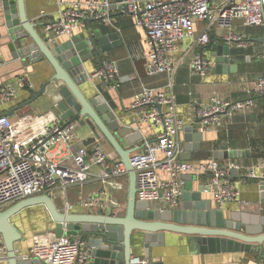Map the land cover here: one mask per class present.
<instances>
[{"label": "built area", "instance_id": "1", "mask_svg": "<svg viewBox=\"0 0 264 264\" xmlns=\"http://www.w3.org/2000/svg\"><path fill=\"white\" fill-rule=\"evenodd\" d=\"M56 3L55 15L44 23L43 39L48 45L55 44L60 37H71L75 28L86 19L96 20L120 32L111 19L113 3L110 0H56ZM114 4L124 5L134 24L144 32L146 49L133 46L130 57L144 60L146 76L164 74L168 77L164 86L142 85L132 96L131 109L136 122L156 128L155 141L148 142L144 137L140 149L129 156L135 171L137 198L148 201L154 208H174L185 186L183 176L205 174L207 181L200 184V191L221 209L225 203L237 199L238 189L230 174L232 169L239 171L242 167L235 160L222 165L215 158H185L181 135L186 124L177 110L173 92L175 64L172 54L178 43L185 39H191L196 46L206 47L212 25L226 29L225 39L229 44L247 47L248 42L232 31L233 22L240 20L245 28L262 26L264 0H120ZM206 20L207 27L196 31L195 25ZM261 59L264 62V49ZM190 66L193 74L202 76L214 64L198 53L193 56ZM106 74L112 80L117 77L115 61H103L93 71L92 78L106 81ZM32 87L27 74L0 84V210L28 197L42 194L51 197L49 193L55 191L61 192L63 206L60 210L64 213L75 208L92 215L110 214L118 209L120 202L108 186L81 197L75 204L63 196L72 186L106 183L127 176L122 161L110 157L101 139L78 146L76 123L61 122L41 113H23L15 119L3 113L4 102L14 98L18 91ZM251 89L264 97V77L255 79ZM252 104L251 98L231 101L212 94L207 103L194 105L199 120L195 129L202 134L221 131L228 118ZM137 129L140 131L139 127ZM239 178L244 181L247 178L264 180V168L258 173L257 167H248ZM22 256L37 257L47 264H89L90 260L84 244L77 240L71 242L67 236L34 243ZM6 258L0 237V263ZM131 258L133 264H147L145 259Z\"/></svg>", "mask_w": 264, "mask_h": 264}, {"label": "water", "instance_id": "2", "mask_svg": "<svg viewBox=\"0 0 264 264\" xmlns=\"http://www.w3.org/2000/svg\"><path fill=\"white\" fill-rule=\"evenodd\" d=\"M34 2L29 1L30 4ZM25 5L26 0H0V25L4 29L0 31V46L7 47L10 60L19 62L20 68L45 60L51 73L38 89L33 86L26 90L28 97L4 114L12 117L29 113L24 109L35 101L43 100L46 107L39 113L61 122L76 123L79 128L90 131L85 145L101 138L108 143L126 168L128 186L123 207L120 203L118 209L110 214L92 215L75 208L64 213L48 194L28 197L0 210V237L7 255L5 264H47L37 257L18 255L15 248V243L21 241L24 235L14 223V217L34 207L40 208L39 216L48 223L46 228L34 231H53L57 238L67 236L71 242H82L89 255V264H133L132 256L140 258L135 255L137 251L143 252L147 264H162L159 258L153 257V250L164 247L167 237L172 234H178L195 253L256 251L258 258L264 260V218L256 219L254 216L247 222L245 216L237 218L232 215L226 219L221 209L212 207L210 199H202L200 188H193L192 174L183 176L185 186L174 208H154L148 201L137 198L135 171L129 156L140 149L130 146L142 135L130 126L131 122L121 120L95 84L93 72L87 69V62L91 61L94 71L97 70L99 66L95 60L102 65V54L122 44L119 33L102 32L98 21L86 19L85 33L48 45L36 30L37 24L27 16ZM110 8L130 14L124 5L113 3ZM92 22L97 23L96 29L90 28ZM261 27L262 35L251 41L257 43L262 52L264 10ZM238 54L237 48L223 39L206 57L214 64V73L227 74L237 71L234 61ZM22 70L24 73L27 69ZM112 83L113 80L106 74L104 85ZM202 139L203 134L192 125L185 126L183 142L186 151L198 150ZM249 154L248 149H218L213 152V157L237 159ZM240 176L237 169L231 170V178ZM259 186L258 210H261L264 180H259Z\"/></svg>", "mask_w": 264, "mask_h": 264}, {"label": "crops", "instance_id": "3", "mask_svg": "<svg viewBox=\"0 0 264 264\" xmlns=\"http://www.w3.org/2000/svg\"><path fill=\"white\" fill-rule=\"evenodd\" d=\"M28 1V2H27ZM26 0V14L35 22L36 30L43 37L44 23L49 20L57 11L56 0H35L33 4ZM120 0H110L111 3L119 2ZM111 19L115 25L120 29L119 36L122 44L115 48H111L102 54L104 61H115L118 66V75L114 78L113 83L107 86L104 85L105 81L94 80L95 84L102 91L107 103L117 113L121 120L125 123H130L134 130L140 128L142 138L130 147L140 148L143 144L145 137L148 142H154L156 139V128L147 125L146 123L138 124L133 110L131 109L132 96L137 92L142 85L152 87H162L167 81L168 77L164 74L155 77H148L145 73V63L143 59L134 60L130 56L133 46H141L144 50V32L141 28L134 24L132 15L122 13L120 9H110ZM102 32L114 31L112 28L104 26L99 23ZM208 25V20L198 22L195 25L196 31H202ZM97 23L90 24L91 29H96ZM3 28L0 31L3 32ZM86 27L82 23L78 25L71 37L85 33ZM232 31L241 35L244 40L248 42L247 47H239L235 43H230L231 46L237 48L238 55L235 59L237 71L227 74H216L213 72V67L202 76H197L192 73L191 60L194 55L202 54L207 56L209 51H213L215 45L225 39L226 29L212 25L209 31L210 42L206 47H199L192 44L191 39H185L178 43L175 53L172 54V62L175 64V74L173 77V92L175 94L177 110L180 117L186 125H192L196 128L198 118L195 113L194 105L196 103H207L212 94H215L227 100H243L251 98L253 104L243 112H236L231 118H228L224 123L221 131H208L203 134V139L200 142L198 150H190L184 152L185 158L189 160H204L214 158L213 152L218 149H248L249 156L239 157L236 162L242 167L239 174L243 175L248 167H257L259 173L264 168V158H251L252 143L260 141L264 138V100L258 96L251 89L252 82L259 78L264 77V62L262 61V52L258 48V44L251 41L252 38L260 37L262 35V27H249L241 26L240 20L233 22ZM6 37V36H5ZM2 37V40H5ZM71 37H60L57 39L58 43H62ZM11 54L6 46H0V84L10 82L21 74H27L34 88L38 89L43 81L51 73V69L45 60L38 61L34 64L21 67V64L15 60H10ZM96 59V56H94ZM100 67V63L95 60ZM22 69H27L22 73ZM87 69L91 73L94 67L91 61L87 62ZM58 83V82H57ZM116 83L119 86L116 87ZM60 84V83H58ZM61 85V84H60ZM28 92L25 89L18 91L17 95L9 101L2 104L3 113L9 109L17 106L28 97ZM52 94L51 91L48 92ZM57 100V98H55ZM43 103V104H42ZM46 105L43 100L33 102L28 108L30 112L36 113L44 111ZM39 109V110H37ZM15 119V115L12 116ZM16 123V121H14ZM137 125V127H136ZM76 126V135L78 140L76 145H85L84 141L91 135L87 128H80ZM184 131L181 135L182 144ZM81 137V139L79 138ZM102 144L112 159L120 160L118 155L112 150L108 143L101 138ZM215 145H220L216 148ZM254 150V149H253ZM223 165L228 160L234 159H218ZM98 168V167H97ZM206 175H193L192 184L194 189L200 188V184L207 181ZM127 178V176H126ZM115 183L116 192L114 197L120 200L122 207L124 205L125 197V184L124 177L117 179ZM235 186L238 189V197L234 201L225 203L221 210L226 219L232 215L237 218L242 216L246 217L249 222L251 217L256 219L264 218V203L260 202L261 210H258L260 200V186L259 179H245L232 178ZM98 183H88L82 186H72L63 195L68 202L77 203L81 197L94 193L98 190ZM60 205H55L62 209V195H60ZM202 199H210L209 196L202 194ZM212 207H215L214 202L210 199ZM121 207V208H122ZM3 210V209H2ZM79 210V209H77ZM82 212L81 210H79ZM40 208L34 207L28 210H23L21 213L14 217V223L23 232V239L15 243L16 252L18 255L27 253L29 247L42 240L55 237L53 231L35 232L34 229H44L48 224L46 219L38 217L40 215ZM249 227V226H247ZM45 234V235H44ZM33 235V238L31 236ZM48 237V238H47ZM56 238V237H55ZM143 253V252H142ZM141 251H137L135 255H139L141 259H146ZM153 257L159 258L162 264H264L257 256V252H215L200 254L192 251L191 247L182 241L178 234H172L167 237L166 245L164 247L155 248L153 250ZM5 264V262L0 263Z\"/></svg>", "mask_w": 264, "mask_h": 264}, {"label": "rangeland", "instance_id": "4", "mask_svg": "<svg viewBox=\"0 0 264 264\" xmlns=\"http://www.w3.org/2000/svg\"><path fill=\"white\" fill-rule=\"evenodd\" d=\"M77 131L80 133V135L82 134V132H80V128L77 129ZM81 139V137H79ZM92 143V142H91ZM89 143V144H91ZM87 144V145H89ZM125 181H126V184H125V199H124V202L126 200V194H127V186H128V180L126 177H124ZM118 182V180L114 179L112 181H107L106 183H101V182H98V190L103 187V186H108L111 193L114 195V192H116V186H115V183ZM51 195V197L53 198L54 202L58 205H60V195H61V192H58V191H55V192H50L49 193Z\"/></svg>", "mask_w": 264, "mask_h": 264}, {"label": "trees", "instance_id": "5", "mask_svg": "<svg viewBox=\"0 0 264 264\" xmlns=\"http://www.w3.org/2000/svg\"><path fill=\"white\" fill-rule=\"evenodd\" d=\"M262 99L264 100L263 96ZM253 148L251 150V158H264V138L261 139L260 141H255L254 143H252ZM216 148L220 147V145H215ZM254 149V150H253ZM235 161L237 159H234ZM205 175V174H204ZM207 178V175L205 176ZM40 218H42L41 216H38Z\"/></svg>", "mask_w": 264, "mask_h": 264}]
</instances>
